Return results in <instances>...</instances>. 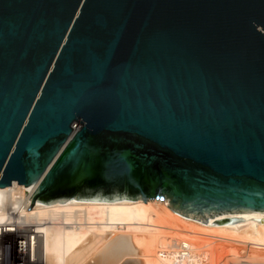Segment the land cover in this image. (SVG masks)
Masks as SVG:
<instances>
[{
	"label": "water",
	"instance_id": "95a60500",
	"mask_svg": "<svg viewBox=\"0 0 264 264\" xmlns=\"http://www.w3.org/2000/svg\"><path fill=\"white\" fill-rule=\"evenodd\" d=\"M37 180L264 222V0H0V188Z\"/></svg>",
	"mask_w": 264,
	"mask_h": 264
},
{
	"label": "bare ground",
	"instance_id": "6f19581e",
	"mask_svg": "<svg viewBox=\"0 0 264 264\" xmlns=\"http://www.w3.org/2000/svg\"><path fill=\"white\" fill-rule=\"evenodd\" d=\"M40 183L0 188V226L33 235L46 264H264V222L209 226L156 199L33 203Z\"/></svg>",
	"mask_w": 264,
	"mask_h": 264
},
{
	"label": "built area",
	"instance_id": "2783aa9c",
	"mask_svg": "<svg viewBox=\"0 0 264 264\" xmlns=\"http://www.w3.org/2000/svg\"><path fill=\"white\" fill-rule=\"evenodd\" d=\"M37 241L33 235L23 234L18 223L0 226V264H46L37 256ZM240 264H257L241 262Z\"/></svg>",
	"mask_w": 264,
	"mask_h": 264
},
{
	"label": "rangeland",
	"instance_id": "374dc122",
	"mask_svg": "<svg viewBox=\"0 0 264 264\" xmlns=\"http://www.w3.org/2000/svg\"><path fill=\"white\" fill-rule=\"evenodd\" d=\"M240 248L242 249V250H241L242 253H243V250H244L245 252L247 251V250H245L246 248H243V247H240ZM229 249H230V248H229ZM229 249H228V250H229ZM231 250H232V249H231ZM231 250H229V251H231ZM245 252H244V253H245ZM231 253H232V252H231ZM244 253H243V254H244ZM227 254H228V252H227ZM227 254H226V255H227ZM228 255H231L230 252H229ZM228 255H227V256H228ZM228 257H229V256H228ZM227 259H228V258H227ZM226 261H227V260H226Z\"/></svg>",
	"mask_w": 264,
	"mask_h": 264
}]
</instances>
